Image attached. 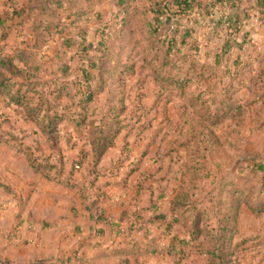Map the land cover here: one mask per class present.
Here are the masks:
<instances>
[{
	"label": "rangeland",
	"instance_id": "rangeland-1",
	"mask_svg": "<svg viewBox=\"0 0 264 264\" xmlns=\"http://www.w3.org/2000/svg\"><path fill=\"white\" fill-rule=\"evenodd\" d=\"M236 1L241 7V11H236L241 20L237 32L229 31L227 11L217 3L216 13L205 18L204 25L197 23L196 29L191 28L190 41L186 45L179 43V55L172 54L163 64L161 57L166 49L157 38L147 40L148 34L144 32L147 26H142L150 17L146 0H128L124 4L123 0H0V50L9 54L24 52L29 65L41 66L45 74L54 78L64 68L78 70L83 63H89V57L104 53L105 91L88 108V125L79 128L81 134L67 122L60 125L62 132L68 130L69 135L68 143H62L61 148L66 153L70 149L63 155L64 163L71 165L82 147L90 149L88 142L92 140L95 124L89 123L102 117L103 120L110 117L112 121L117 117L124 136L119 138L116 152L112 149L99 168L86 162L84 167L73 166L70 171L81 173L92 184L99 177L104 181L117 178L116 181L125 184L127 173L140 169L142 188L151 191L152 203L162 207V199L183 186L190 200L211 216L208 221L213 224L217 218L216 202L227 195L229 182L238 186L252 184L255 198L264 181V170L258 168L264 167V11L259 12L254 0ZM243 6L246 9L257 6V12L250 10L245 17ZM123 17L131 22L120 28ZM181 18L179 24L191 27L196 9ZM229 33L237 44L230 54H240L244 65H230L227 74L222 65L231 59L222 58L218 66L213 63V54L219 52ZM100 40L102 46L98 48ZM257 59H263L261 64ZM126 67L132 70H119ZM71 69L69 79L74 87L69 88L77 91L82 82ZM171 78L184 79L185 87L177 88L170 83ZM88 87L94 88L93 84ZM1 127L4 158L15 150L19 167L25 162L18 153L26 146L33 148L34 157L40 160L51 153L43 139L33 133L31 124L22 125L27 130L14 122L10 128L9 123ZM14 135L22 140L23 146L12 140ZM111 153L116 155L110 157ZM57 155H52V163L58 162ZM31 174L28 169L27 176ZM0 191L14 193L4 182ZM50 193L55 195L56 190L50 188ZM56 196L70 199L72 193L57 192ZM68 208L69 205H61L59 212L64 215L63 210ZM253 215L248 209L243 210L235 242L244 236L264 240V213ZM158 244L148 248L143 245L145 252L139 255L143 264H178L166 251H158ZM185 261L202 264L198 257L192 262ZM241 263L264 264V244L248 249Z\"/></svg>",
	"mask_w": 264,
	"mask_h": 264
},
{
	"label": "trees",
	"instance_id": "trees-1",
	"mask_svg": "<svg viewBox=\"0 0 264 264\" xmlns=\"http://www.w3.org/2000/svg\"><path fill=\"white\" fill-rule=\"evenodd\" d=\"M123 1L124 4L128 0ZM146 1L149 4L148 13H150V17L142 26H145V24L147 26L146 31H144L148 34L147 40L157 38L161 40L162 47L166 49L161 57L163 64L167 63L172 54L179 55V43L186 45L190 41L188 39L192 36L191 31L196 29L199 23L204 25L205 18L216 13L217 3L224 6L227 11V24L228 27H231L230 32L231 30L234 33L237 32L241 22L236 12L237 10L241 11V7L236 0ZM254 2L257 3L259 12H263L264 0H254ZM257 6L248 9L243 6L244 16L246 17L248 15L246 13L250 10L257 12ZM193 9H196V18L191 20L195 21L194 24L191 27L179 24L182 20L181 17ZM127 10L125 8L124 11ZM123 18L119 22L120 28L131 22ZM220 20L222 19H218V21ZM0 23H2L1 20ZM97 44L98 48L101 47L102 40ZM236 46L232 33H229L228 39L220 46L219 52L214 51L213 63L218 66L221 64L222 58L231 59L227 64L222 65V70L225 69L224 73L230 74V65L236 67L241 64L244 65L240 59V54L235 56L230 54ZM197 50L198 48L195 47L194 51ZM26 58L24 52L17 51V53L9 54L0 50V118L4 117V120L1 119L2 121H0V129L4 123H9V128L13 122L16 124L20 122L31 123L36 129L33 133L43 139L51 153L40 160L34 157V149L29 146H26L24 151L21 149L20 151H22L35 173L41 174L50 181L59 180L60 183L62 182L64 165L61 148L62 143H68L67 139L69 138L68 130H64L63 133L60 125L64 122L73 125L77 134H81L79 128L88 125V108L97 100L98 95L105 91V85L102 82L105 74L104 65H102L105 54L100 53L98 56L89 58L87 56L90 60L89 63L86 62L87 65L83 63L78 70L71 69V67L64 68L59 75L62 78L59 76L54 78L45 74L41 66L35 63L29 65ZM257 60L261 64L263 59ZM251 62H254V60H251ZM171 67H174V63ZM70 69L75 72L76 77H79L82 82L76 87L77 91L75 88L71 91L69 88L70 86L74 87V82L69 79ZM119 70L127 72L132 70V67ZM169 81L177 88L185 87L184 79L171 78ZM92 84L94 88L88 87ZM65 99L68 100V103L64 102ZM5 110L10 111L14 117L11 118L10 113ZM89 124H95L91 132L92 140L88 142L90 149L82 147L78 150V159L73 161V166L78 168L88 161L92 162L93 165H97L107 150L114 146L115 139L124 130L121 121L117 117L113 121L110 117L107 120H103L102 117L100 120ZM11 129L13 128L11 127ZM1 139L2 136L0 135V141ZM12 140L18 142L19 147L23 146L22 140L17 135H14ZM36 151L40 150L37 149ZM54 153H58L57 163L51 161ZM258 166L259 170H264V167ZM53 172L54 174L51 175ZM227 187L229 188L227 195L220 197L216 202L214 210H217V218L213 224L208 221L211 216L207 215V211L204 209H199L198 205L190 200L189 192L184 190L183 186L180 191H176L170 203L173 218L167 222L165 230L170 235L172 226L178 224L184 230L186 239H179L178 236L173 235L174 242L173 245H170L172 250H168L169 254L178 259L190 255L202 256L206 258L205 264H242V257L248 249L264 244V240L259 237H246L235 242L239 236L238 222L242 207H248L255 216L264 213V181L261 183L255 198V193L252 194V184L247 183L238 186L232 181L227 184ZM94 210V214L101 218L102 215L96 212L97 209ZM201 238L203 239L201 240ZM103 256L122 258V264H127V261L123 258L127 256L124 249H116L111 252V255ZM106 264H110V261H107Z\"/></svg>",
	"mask_w": 264,
	"mask_h": 264
},
{
	"label": "crops",
	"instance_id": "crops-1",
	"mask_svg": "<svg viewBox=\"0 0 264 264\" xmlns=\"http://www.w3.org/2000/svg\"><path fill=\"white\" fill-rule=\"evenodd\" d=\"M28 124L31 123L20 122L18 125L27 130L22 125ZM32 130H36L34 126ZM121 135L97 165L91 162L94 167L101 166L112 149H118ZM4 150L0 147V162H3L0 163V184L10 185L14 193L0 191V264H106L112 258L105 261L103 255H111L116 249L126 250L127 256L123 258L127 264H143L139 259V255L145 252L143 245L148 248V245H157V242L160 245L157 250L166 251L165 254L171 256L175 263L186 264L185 260L191 259L192 262L198 257L205 264L206 258L202 256L190 255L178 259L169 254L173 235L186 239L184 230L178 224L172 226L170 235L165 230L167 222L173 218L170 203L174 193L162 199V207L152 203L151 191L142 188L140 169L127 173L125 184L116 181L117 178L104 181L100 177L92 184L81 173L70 171L73 161L78 159L77 152L71 165L64 163L62 182L59 183V180L50 181L35 173L22 152L18 154L25 164L19 167L17 152H8L9 156L4 158ZM69 151H62V154L66 155ZM28 169L32 172V179L27 176ZM50 188L56 190V194L71 192L72 196L70 199L57 197L50 193ZM61 205H69L68 210H63L64 215L59 212ZM244 207L239 216V232L243 210L248 209ZM94 209L102 215L101 218L94 214ZM93 251L97 253L93 254ZM122 261V258H113L110 264H122Z\"/></svg>",
	"mask_w": 264,
	"mask_h": 264
},
{
	"label": "built area",
	"instance_id": "built-area-1",
	"mask_svg": "<svg viewBox=\"0 0 264 264\" xmlns=\"http://www.w3.org/2000/svg\"><path fill=\"white\" fill-rule=\"evenodd\" d=\"M76 168H78V167H76Z\"/></svg>",
	"mask_w": 264,
	"mask_h": 264
}]
</instances>
